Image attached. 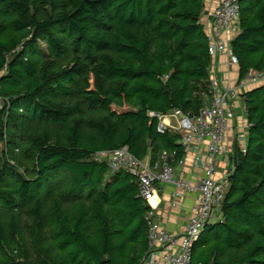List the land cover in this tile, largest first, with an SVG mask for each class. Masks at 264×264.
<instances>
[{
    "label": "trees",
    "instance_id": "1",
    "mask_svg": "<svg viewBox=\"0 0 264 264\" xmlns=\"http://www.w3.org/2000/svg\"><path fill=\"white\" fill-rule=\"evenodd\" d=\"M239 3L230 47L243 77L264 69V0ZM203 7L0 0V264L142 262L149 206L137 178L95 155L127 146L152 162L164 149L181 156L179 135L159 132L149 112L197 115L208 102ZM242 98L245 145L234 148L220 218L194 241L191 264H264V83ZM28 233L35 252L20 261Z\"/></svg>",
    "mask_w": 264,
    "mask_h": 264
},
{
    "label": "built area",
    "instance_id": "2",
    "mask_svg": "<svg viewBox=\"0 0 264 264\" xmlns=\"http://www.w3.org/2000/svg\"><path fill=\"white\" fill-rule=\"evenodd\" d=\"M240 0H221L209 13V28L206 32L208 53L214 57L218 53L227 55L229 63L237 65V57L230 47L231 33L239 29ZM264 83V69H250L243 77L220 83L211 79L212 94L197 115L173 110L167 114L149 112L157 118V130L179 135L178 150H161L157 159L147 156L137 158L127 146L110 151H100L96 159H106L111 169L123 168L134 174L138 181L139 196L149 206L145 213L147 251L144 262L148 264H191V250L194 241L208 223L220 218L221 207L229 186V170L221 174L220 162L224 155L234 152L227 143V133L235 117V100L249 87ZM1 103V100H0ZM249 123H245L248 127ZM244 134L236 135V140H246ZM243 149V147H241ZM192 154L191 167L199 169L198 180L191 183L185 177L188 155ZM172 183V196L197 189L199 195L190 207V214L183 229L168 231L159 219V202L153 203L157 195L158 183ZM142 264V263H140Z\"/></svg>",
    "mask_w": 264,
    "mask_h": 264
},
{
    "label": "crops",
    "instance_id": "3",
    "mask_svg": "<svg viewBox=\"0 0 264 264\" xmlns=\"http://www.w3.org/2000/svg\"><path fill=\"white\" fill-rule=\"evenodd\" d=\"M221 2V0H204V7L201 15V23L203 24V29L205 33L209 28L208 15L209 13ZM235 36V33L228 35L231 40ZM210 66V78L212 80H217L220 83H226L229 79H234L238 77L237 65H232L229 63L227 55L224 53H218L214 57H211ZM235 117L232 120L231 127L227 133V143L234 149L236 146L244 147L246 140H236V135L244 134L247 135V127L245 123L247 122L245 114V105L243 98L236 99L235 102ZM238 109V110H237ZM246 139V138H245ZM241 142V143H239ZM233 153L228 154V164L230 157ZM191 157L192 154L188 155L186 166H185V177L195 183L198 180L199 169L191 167ZM225 156L221 158L220 171L218 174L223 172L222 160ZM228 166V165H227ZM227 169V168H226ZM175 186L172 183H158L157 184V195L152 199L153 203L159 202V219L160 223L170 232H179L183 229L185 222L190 214V207L195 202L199 195L197 189L183 192L180 196L173 197L172 191ZM146 255V253H145ZM145 257V256H144ZM142 264H148L144 262V258L141 262Z\"/></svg>",
    "mask_w": 264,
    "mask_h": 264
},
{
    "label": "rangeland",
    "instance_id": "4",
    "mask_svg": "<svg viewBox=\"0 0 264 264\" xmlns=\"http://www.w3.org/2000/svg\"><path fill=\"white\" fill-rule=\"evenodd\" d=\"M239 98L241 99V97H238L237 99H239ZM239 143H241V142H239ZM1 149H2V146L0 145V151H1ZM224 156L225 157L222 160V164H227L228 166L224 165L222 170H225L226 168L229 169V167H230V163L228 164V155H224ZM37 234L36 235L40 236V237L42 235L41 231H38ZM40 237H37V239H39ZM25 239H26V241H25L26 245L21 244L20 248H18V250H17V253H19L18 260H20V261H22L25 258H28V256H30L33 252H35V249L31 246V243L33 241V236H31V234L28 233Z\"/></svg>",
    "mask_w": 264,
    "mask_h": 264
},
{
    "label": "water",
    "instance_id": "5",
    "mask_svg": "<svg viewBox=\"0 0 264 264\" xmlns=\"http://www.w3.org/2000/svg\"><path fill=\"white\" fill-rule=\"evenodd\" d=\"M234 163H235V159H234Z\"/></svg>",
    "mask_w": 264,
    "mask_h": 264
}]
</instances>
